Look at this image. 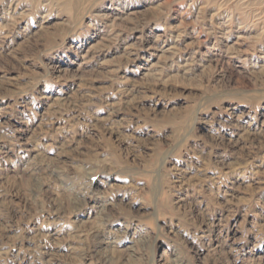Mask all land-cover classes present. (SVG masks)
<instances>
[{
    "label": "rangeland",
    "instance_id": "obj_1",
    "mask_svg": "<svg viewBox=\"0 0 264 264\" xmlns=\"http://www.w3.org/2000/svg\"><path fill=\"white\" fill-rule=\"evenodd\" d=\"M0 264H264V0H0Z\"/></svg>",
    "mask_w": 264,
    "mask_h": 264
}]
</instances>
